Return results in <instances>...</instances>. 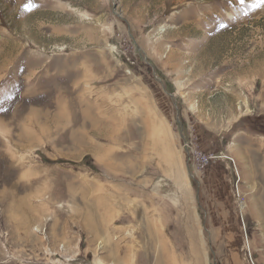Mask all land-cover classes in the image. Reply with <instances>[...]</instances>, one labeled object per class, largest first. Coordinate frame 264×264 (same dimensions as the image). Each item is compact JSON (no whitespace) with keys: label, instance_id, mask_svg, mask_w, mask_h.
I'll use <instances>...</instances> for the list:
<instances>
[{"label":"rangeland","instance_id":"obj_1","mask_svg":"<svg viewBox=\"0 0 264 264\" xmlns=\"http://www.w3.org/2000/svg\"><path fill=\"white\" fill-rule=\"evenodd\" d=\"M0 264H264V0H0Z\"/></svg>","mask_w":264,"mask_h":264},{"label":"snow or ice","instance_id":"obj_2","mask_svg":"<svg viewBox=\"0 0 264 264\" xmlns=\"http://www.w3.org/2000/svg\"><path fill=\"white\" fill-rule=\"evenodd\" d=\"M27 7V6H26Z\"/></svg>","mask_w":264,"mask_h":264}]
</instances>
